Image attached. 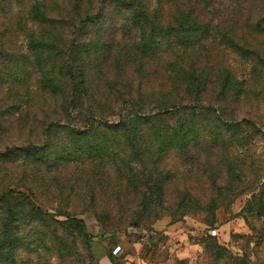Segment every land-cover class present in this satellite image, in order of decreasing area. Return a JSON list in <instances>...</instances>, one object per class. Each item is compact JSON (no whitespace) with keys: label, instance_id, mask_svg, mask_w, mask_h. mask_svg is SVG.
<instances>
[{"label":"trees","instance_id":"obj_1","mask_svg":"<svg viewBox=\"0 0 264 264\" xmlns=\"http://www.w3.org/2000/svg\"><path fill=\"white\" fill-rule=\"evenodd\" d=\"M232 1L220 26L216 0H0V264H20L25 223L58 216L59 264L81 263L68 240L89 236L62 202L118 228L252 192L264 216L236 115L252 74L218 47L264 66V0Z\"/></svg>","mask_w":264,"mask_h":264},{"label":"rangeland","instance_id":"obj_2","mask_svg":"<svg viewBox=\"0 0 264 264\" xmlns=\"http://www.w3.org/2000/svg\"><path fill=\"white\" fill-rule=\"evenodd\" d=\"M237 4L232 0H216L215 15H212L215 24L234 23ZM218 47L220 54L229 55L234 70L252 74L250 92L241 99L236 115L239 121L246 119L254 125L255 130L250 132L253 144L249 149L251 153L256 152L259 164L264 167V66L256 60L248 63L230 50L224 51V46ZM252 68L256 69L254 75ZM246 128L244 124L243 129ZM252 195L247 192L234 202L220 206L213 216L191 215L175 220L166 215L139 226L118 228L114 221L100 222L76 204L62 202L59 209L81 218L89 236L87 243L68 240L80 254L81 263L73 264H264V216L257 214L260 204ZM16 201L22 203L20 198ZM43 210L57 213L46 207ZM65 220V216H58L56 220L42 217L37 222L25 223L24 229L31 236L21 251L20 264H59L57 257L61 260V256L56 251L63 230L67 229ZM118 247L120 250L115 253ZM69 259L65 263L69 264Z\"/></svg>","mask_w":264,"mask_h":264},{"label":"built area","instance_id":"obj_3","mask_svg":"<svg viewBox=\"0 0 264 264\" xmlns=\"http://www.w3.org/2000/svg\"><path fill=\"white\" fill-rule=\"evenodd\" d=\"M216 233V231H214ZM120 250V248L118 247L117 249H115V253H117Z\"/></svg>","mask_w":264,"mask_h":264}]
</instances>
